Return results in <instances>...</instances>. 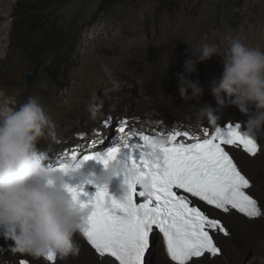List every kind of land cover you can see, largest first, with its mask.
<instances>
[{
	"label": "rangeland",
	"instance_id": "1",
	"mask_svg": "<svg viewBox=\"0 0 264 264\" xmlns=\"http://www.w3.org/2000/svg\"><path fill=\"white\" fill-rule=\"evenodd\" d=\"M32 6L26 0H0V99L8 98L18 106L35 97L46 108L54 127L38 147L47 153L48 164L60 157L65 143L78 144L81 136L75 133L80 128L104 129L112 117L114 129L109 134H117L115 124L131 113L126 112L129 102L133 108L148 101L160 104L161 110L154 114H169L172 120L189 113V122L196 109L220 106L211 94L212 80L223 71L219 55L198 61L196 72L185 73L199 81L200 93L193 95L189 89L185 99L178 90L177 73L184 72V62L194 59V50L203 44L216 45L221 54L234 40L245 45L251 40L254 48L264 49V40L257 37L264 32V0H72L41 12ZM45 41L60 45L47 52L35 84L25 88L35 65L29 57L42 53ZM103 66L111 70V78ZM144 78L150 87L158 88V94L147 93ZM213 114L218 117L216 124L229 118L247 120L246 116ZM202 123H209L207 116ZM86 145L85 150H90L97 142L90 139ZM254 166L256 176L264 181V164ZM213 213L238 237L230 264H264V223ZM76 241L87 254L88 246L78 234ZM163 247L157 239L145 264H161ZM22 254L6 247L3 256L5 262L18 264L26 256ZM74 256L60 262L79 264Z\"/></svg>",
	"mask_w": 264,
	"mask_h": 264
},
{
	"label": "clouds",
	"instance_id": "2",
	"mask_svg": "<svg viewBox=\"0 0 264 264\" xmlns=\"http://www.w3.org/2000/svg\"><path fill=\"white\" fill-rule=\"evenodd\" d=\"M194 53L197 54L194 59H187L184 62V72L177 73L180 95L188 99L189 89L192 90L193 95L201 92L199 81L189 79L185 73L196 72L198 61H205L213 55H219L223 59V71L218 79L212 80L211 94L220 106L227 103L238 107L248 117L247 120H228L216 124L218 117L213 114L211 107H206L196 112V119L199 121L207 116L213 127L205 128L202 135L182 128L173 129L168 133L147 128L130 129V120L122 117V120L129 122L126 132L143 131L148 135L164 134L165 138H156L155 140V143H164L167 134L174 131H181V133L187 131L189 135L203 139L211 138L217 128L227 131L229 125L232 127L239 125L238 131L257 141L261 149V137L264 136V49L249 47L239 40H234L222 54L218 52L216 45L207 43L195 49ZM103 69L111 78V70L107 66H103ZM112 83L114 86H119V82L115 79L112 80ZM253 105L254 110L250 107ZM53 127L54 122L51 116L35 97H29L18 106L8 98L0 99V227H3L5 235V237L0 236V256L1 253L4 254L11 240L14 241V247H12L14 252L27 253L36 260L46 259L50 255H55L61 260L66 259L69 255H77L80 247L75 237L77 234L82 235V230L91 210L83 207L75 200L70 189L78 188L77 190L87 193L92 190L91 184L96 185L97 188H107L112 178L119 175L121 180L123 179L121 188L125 198L132 187L139 189V192L146 199L153 196L150 176L145 170L137 167L133 159L124 160L116 156L108 160L107 163H103L104 165H96L92 163V159L90 161L88 159L72 161L70 153L67 159L49 165L47 153L42 151L38 144ZM117 129L118 127L115 126L116 133ZM185 138L189 142H193L189 137ZM109 139L110 141L105 144L106 146L96 148L95 151L113 145H120V150L125 148L117 134L113 137L109 134ZM222 147L229 152L235 162L237 160L232 149L244 151L242 146L222 145ZM144 151L147 159L153 158L154 153L151 146L145 148ZM76 152L78 153V160L92 151ZM135 154L139 156V151L137 150ZM138 158L136 157V159ZM61 163H66L67 167H57ZM237 165L240 167L238 162ZM244 173L248 176L246 172ZM66 176L72 178V184L65 179ZM77 178L80 179L77 180ZM250 180L252 181L251 178ZM173 191L177 195L188 196L193 205L199 207L210 218L219 219L224 225L228 235L218 230L210 233L220 248V253L214 257L205 254L212 259L220 256L223 253V246L220 241L234 234L228 224L213 213L223 211L207 205L198 198L192 197L191 194L183 192V190L174 188ZM251 194L258 200L262 209V215L256 219L262 218L264 205L252 192ZM110 196V190L107 188V198L110 199ZM144 197L136 196L135 200L140 203ZM122 214L120 210H117V215ZM155 235L156 240L161 239V242L164 243L162 233H159L158 229H154V232L150 234V248ZM150 248L145 254V262ZM92 249L95 251L94 248ZM105 257L113 259L116 264H119L114 258ZM19 260L22 261L21 258Z\"/></svg>",
	"mask_w": 264,
	"mask_h": 264
},
{
	"label": "snow or ice",
	"instance_id": "3",
	"mask_svg": "<svg viewBox=\"0 0 264 264\" xmlns=\"http://www.w3.org/2000/svg\"><path fill=\"white\" fill-rule=\"evenodd\" d=\"M128 124L127 120L120 122L119 139L124 146L139 151V158L134 157L133 162L150 176L153 196L146 199L132 187L125 199H111L109 203L107 188L98 187L95 195L84 201L80 199L82 190L70 189L73 198L91 210L82 235L98 256L112 257L119 264H145L154 229L162 233L167 255L173 264H191L194 258L205 254L213 257L219 254L220 248L210 233L218 230L228 235L224 225L193 205L188 196L177 195L174 188L224 213L234 209L248 218L262 215L258 200L251 194L253 182L222 147L242 146L250 155L257 154L260 145L239 132V125H229L227 131L217 128L211 138L189 137L194 141L191 143L177 140L179 136L188 137L187 132L174 131L167 134L166 142L155 143L156 138H165L164 134L126 132ZM149 146L154 153L152 159H147L144 151ZM119 150L120 145H113L94 150L78 160V153L72 151L71 160L96 159L107 163ZM59 167L67 165L61 163ZM136 196L144 197L143 202L137 203ZM117 210L123 214L117 215ZM46 260L55 264L57 256L50 255ZM21 264L28 262L22 260Z\"/></svg>",
	"mask_w": 264,
	"mask_h": 264
},
{
	"label": "bare ground",
	"instance_id": "4",
	"mask_svg": "<svg viewBox=\"0 0 264 264\" xmlns=\"http://www.w3.org/2000/svg\"><path fill=\"white\" fill-rule=\"evenodd\" d=\"M257 37L259 38V40L260 39L264 40V32L261 31V34H258ZM226 41H228V40H226ZM247 46L253 47V48L255 47L253 41H251V40L247 43ZM143 82L145 84L147 93L149 95L159 93L158 88L153 89L152 87H150V84H149L147 79L144 78ZM139 97L142 98L141 95H139ZM190 100H195V99L193 97H191ZM142 105H144V104L143 103L140 104V106H142ZM146 106H150V107L154 108V111L149 112L147 110V108H144ZM159 107H160V104L157 105V104H154V103L148 101L147 105H145L141 108H133V106L129 102L126 104V110H127L126 112L131 111V113L128 116H121L119 119V122L117 123V125L115 124V126L119 127L120 122L123 121L122 117H126V119L130 120V129L141 130V129L147 128V129H149V130L151 129L153 131L159 130L163 133H168L169 131H172L173 129H180V128H184V127H189L193 132H197V133L202 135L205 128H209L210 126H213L210 123H207L204 125H203V123L199 124L202 121V119H200L198 121L196 119V116H193L190 118L191 122L187 121L186 119H188L189 113L182 114V116H181L182 118L173 119V120L169 114H164L163 116H160L159 114L155 115L154 114L155 112H158L159 110H161V108H159ZM250 107H252L254 110V105L250 106ZM211 109L213 110V113H218L219 117L222 115L225 116V114H228L227 116H246L244 113H242L239 110L238 107H236L234 105L225 104L224 106L211 107ZM196 110L198 111L199 109H196ZM197 111L194 112L195 115H196ZM233 112H234V114L230 115ZM157 116H158V118H157ZM114 118H115V116H114ZM245 118H248V117L246 116ZM230 119L231 118L227 119L226 121H228ZM114 122H115V120L112 117H109L108 123L106 124L104 129L103 128L99 129V130L98 129H89V127L88 128H84V127L80 128V130L76 131V133H75L77 136H81V138H80L81 140H78V142H77L78 144H74L73 146H71V145H68V142L65 143L63 148H62V154H60V157H58L56 160H54L56 162L52 161L51 164H49V165H53V164L59 163V161H61V160L67 159L69 157V154L72 151L83 152V150L87 149L86 144H87V141L90 139L93 140V142H97L96 148L103 147L105 144H107L110 141V139H108V135H109V132L113 129ZM182 125H183V127H182ZM152 126H158V127H152ZM117 135L120 136L121 134L118 133V131H117ZM101 140L103 141L102 144L100 143ZM68 141H71V140H68ZM261 143H262V148L260 149L259 153L257 155H255L254 158H252L251 155H249L248 153H246L240 149H232V150L235 154V158H236L239 166L241 167V169L244 172H246L248 174V176L253 181V189L251 190V192L253 194L255 193L264 202V181L262 179H258V176H256V170H255L256 166H254V165H258V164H264V136L261 137ZM96 148L91 149V150H85L84 152L93 151ZM249 163H253L254 165H251V164L249 165ZM229 215L236 217L238 219L240 218L241 220H244V221L247 220V218L243 214L236 212L234 210L229 212ZM252 219L255 222L259 221L261 223H264V216L262 218H259L258 220H256V218H252ZM78 235L81 238V241H83V243L85 244V247L88 246V253L87 254L84 251L80 250L79 253L74 256L76 258L75 260H77L79 262V264H88L90 261H93L94 264H115L113 259H109L107 257L102 258V257L98 256L95 253V251H93L92 247L91 246L89 247L90 244L87 242V240L81 234H78ZM235 236H236L235 234H232L231 238L226 239L224 241L222 240L223 241L222 245H223L224 249H223V253L220 256H217L214 259H212L208 255H205L201 259L193 260V262H191V264H230L229 260H231V258H233V254L235 253V251L237 249V241L236 240L238 237H235ZM75 239H76V237H75ZM12 241L13 240H11V242ZM153 241L154 242L156 241V235L153 238ZM11 242L7 245V249L14 246V242L12 244H11ZM154 242H153V244H154ZM153 244L151 245V248L153 247ZM163 245H164V243H163ZM160 251H161V256H162L161 258L163 260H166V262H164V263L162 260L161 264H173V262L170 260V258L167 255V252L165 250V245H164L163 249L160 248ZM3 255L4 254L1 253L0 264H4V263L5 264H11L10 260L5 262ZM22 255H26V256H25V258H21V259L24 261H27L29 264H50V262L48 260L43 259V258L40 260H36L27 253H23ZM70 259H72V258H70ZM17 263L21 264V261L19 260V262H17ZM93 263H91V264H93ZM55 264H68V262H66V261L60 262V258L58 257ZM69 264H71V263H69Z\"/></svg>",
	"mask_w": 264,
	"mask_h": 264
},
{
	"label": "trees",
	"instance_id": "5",
	"mask_svg": "<svg viewBox=\"0 0 264 264\" xmlns=\"http://www.w3.org/2000/svg\"><path fill=\"white\" fill-rule=\"evenodd\" d=\"M26 1L33 5L32 9L35 8V10L41 12V11H44L45 9H51L57 4H66V3H68V2H70L72 0H26ZM50 43H51L50 41H45L43 43L45 45H42L43 46V49L41 50L42 53H40V54H32L33 56L29 57V59L34 64L37 63L38 61L45 60L46 59V55H48L47 52L49 50L55 49L57 46L60 45V43L54 44V45H51ZM31 61H29V62H31Z\"/></svg>",
	"mask_w": 264,
	"mask_h": 264
},
{
	"label": "water",
	"instance_id": "6",
	"mask_svg": "<svg viewBox=\"0 0 264 264\" xmlns=\"http://www.w3.org/2000/svg\"><path fill=\"white\" fill-rule=\"evenodd\" d=\"M42 63L43 62L41 61L37 62L34 66V69L28 73L26 80H25L26 87H32L35 84L37 77H38L39 69L42 66Z\"/></svg>",
	"mask_w": 264,
	"mask_h": 264
}]
</instances>
